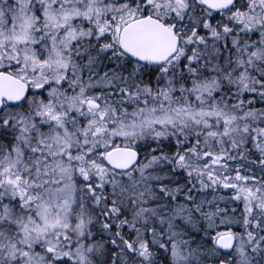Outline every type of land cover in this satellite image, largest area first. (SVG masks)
<instances>
[{
	"label": "snow or ice",
	"instance_id": "1",
	"mask_svg": "<svg viewBox=\"0 0 264 264\" xmlns=\"http://www.w3.org/2000/svg\"><path fill=\"white\" fill-rule=\"evenodd\" d=\"M0 264H264V0H0Z\"/></svg>",
	"mask_w": 264,
	"mask_h": 264
}]
</instances>
